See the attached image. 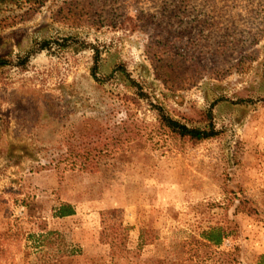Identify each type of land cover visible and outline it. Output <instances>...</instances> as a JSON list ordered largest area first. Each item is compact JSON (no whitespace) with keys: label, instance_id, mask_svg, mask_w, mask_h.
<instances>
[{"label":"rangeland","instance_id":"rangeland-1","mask_svg":"<svg viewBox=\"0 0 264 264\" xmlns=\"http://www.w3.org/2000/svg\"><path fill=\"white\" fill-rule=\"evenodd\" d=\"M0 59V264H264V0L6 3Z\"/></svg>","mask_w":264,"mask_h":264},{"label":"trees","instance_id":"trees-1","mask_svg":"<svg viewBox=\"0 0 264 264\" xmlns=\"http://www.w3.org/2000/svg\"><path fill=\"white\" fill-rule=\"evenodd\" d=\"M18 1L31 3V2H34L35 0H0V7L5 5L6 3L15 4ZM133 28L135 29V26H133ZM5 63H6L5 61H2V59H0V67L3 65H6ZM95 71H96V66H94L92 70V74L94 77H95ZM116 72L124 76L127 80H129L130 83L132 82L128 74L122 67H117L115 69V73ZM196 112L199 118L197 119L198 124H195V125H192V123L191 124L182 123L162 113L159 114V121L161 125L169 133H171L172 135H174L180 140H187L192 143H197V142L204 141V140H207V139H210L216 136L217 133L211 122V119H212L211 111L210 110H197ZM73 214H74L73 207L69 204H63L55 210L54 217L65 218V217L72 216ZM203 236L212 245H218L221 243L224 235L221 229L211 228L208 231H206Z\"/></svg>","mask_w":264,"mask_h":264}]
</instances>
